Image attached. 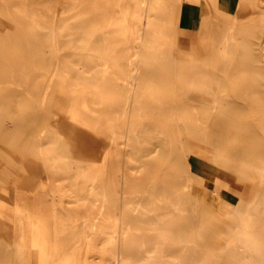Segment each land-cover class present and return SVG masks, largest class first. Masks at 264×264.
<instances>
[{"label": "bare ground", "instance_id": "bare-ground-1", "mask_svg": "<svg viewBox=\"0 0 264 264\" xmlns=\"http://www.w3.org/2000/svg\"><path fill=\"white\" fill-rule=\"evenodd\" d=\"M253 1L0 0V264H264Z\"/></svg>", "mask_w": 264, "mask_h": 264}, {"label": "rangeland", "instance_id": "rangeland-1", "mask_svg": "<svg viewBox=\"0 0 264 264\" xmlns=\"http://www.w3.org/2000/svg\"><path fill=\"white\" fill-rule=\"evenodd\" d=\"M258 10H261L262 12H263V16H264V2H259L258 0H255V1H253L252 2V5H249V7H248V11L247 12H251V11H254V12H256V11H258ZM246 12V13H247ZM246 13H245V15H246ZM241 14H243V16H244V13H241ZM191 19H198L197 18V16H196V12H195V9H194V7L191 9ZM261 23L264 25V18H263V20L262 21H257V22H255L254 24H255V26H254V31H256L255 32V36L253 37V38H251L250 37V35H247V34H245L244 35V37H243V39H244V41L245 40H247V41H249L250 39L251 40H253V42H254V44L255 45H257V42L259 43V41H261V39H264V37L262 38V32L261 31H263V29L261 28ZM246 30V29H245ZM248 30V29H247ZM264 32V31H263ZM245 44V43H244ZM233 54H235L236 56H250V55H252V56H258L259 55V53L257 52V51H246V50H240V51H238V50H236V51H234L233 52ZM249 70H247V71H244V73H243V75H248L247 74V72H248ZM251 78H253L254 76H253V74H251V75H249ZM213 86H215V85H213ZM249 93V96H251V95H253L254 93H256V94H258V91H256V90H254V91H249L248 92ZM237 101H239L240 103H245V102H247V101H245V100H242V99H237ZM261 141V140H260ZM261 142H264L263 140L261 141ZM251 149H253V147H250ZM255 163H258L256 160L254 161Z\"/></svg>", "mask_w": 264, "mask_h": 264}, {"label": "crops", "instance_id": "crops-1", "mask_svg": "<svg viewBox=\"0 0 264 264\" xmlns=\"http://www.w3.org/2000/svg\"><path fill=\"white\" fill-rule=\"evenodd\" d=\"M225 0H219V6L222 7Z\"/></svg>", "mask_w": 264, "mask_h": 264}]
</instances>
